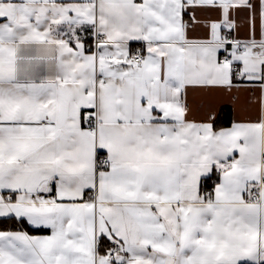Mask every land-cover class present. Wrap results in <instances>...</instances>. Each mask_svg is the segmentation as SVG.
<instances>
[{
    "label": "snow or ice",
    "instance_id": "obj_1",
    "mask_svg": "<svg viewBox=\"0 0 264 264\" xmlns=\"http://www.w3.org/2000/svg\"><path fill=\"white\" fill-rule=\"evenodd\" d=\"M0 264H264V0H0Z\"/></svg>",
    "mask_w": 264,
    "mask_h": 264
}]
</instances>
